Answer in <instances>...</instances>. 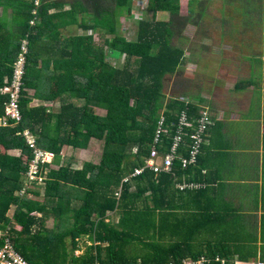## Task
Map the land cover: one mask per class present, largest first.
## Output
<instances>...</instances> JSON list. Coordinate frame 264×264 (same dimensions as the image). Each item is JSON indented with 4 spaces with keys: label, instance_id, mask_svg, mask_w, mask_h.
Here are the masks:
<instances>
[{
    "label": "trees",
    "instance_id": "16d2710c",
    "mask_svg": "<svg viewBox=\"0 0 264 264\" xmlns=\"http://www.w3.org/2000/svg\"><path fill=\"white\" fill-rule=\"evenodd\" d=\"M135 1L87 0L92 7L88 15L91 24L85 21L81 30L100 33L103 41L96 42L94 34L61 40V32L46 25L51 20L45 16L44 0L35 28L30 27V12L20 41L6 47L0 42L1 89L8 85L5 78L12 77L21 40L31 36L20 101L23 121L19 125L11 121L2 125L8 96L0 93V149L21 151L20 157L0 151V228H11L17 251L30 264H181L203 258L211 260L208 264H221L215 262L217 258L226 264H234L235 259L249 263L256 254L241 252L243 246L239 245L251 238H230L232 245L236 244L232 248L210 230L198 248L195 236L189 233L193 221L191 225L184 222L189 228L187 236L180 234L184 226L179 210L169 202L203 194L176 188L186 173L195 171L202 177L195 169L197 164L184 169L177 161L174 173L147 171L132 177L151 156L163 117L169 133L163 135L164 145L159 147L165 154L173 145L175 125L182 113L187 112L195 122L205 109L202 103H191L186 97L169 98L166 87L169 78L191 59L184 43L190 39L189 27L209 35L203 21L210 17L213 3L189 0V13L184 15L183 0H147L146 9L141 11ZM244 1L223 0L231 11L232 3L239 6ZM203 5L208 6L204 15ZM259 5L263 10L264 0ZM161 14L171 18L159 20ZM121 18L136 22L137 27L124 32ZM54 31L53 39L61 42L53 57L42 60L49 70V75H43V69H37V55L47 34ZM206 48L210 50V46ZM108 52L124 56L123 65L112 63ZM184 83L186 80L178 79L175 88L179 92L186 89L188 95ZM46 85L48 92L44 91ZM34 88L35 96L57 107L31 106L26 90ZM97 109L105 110V115H98ZM49 113L52 121L47 123ZM26 130L35 137L38 148L54 154L53 164H62L58 170L45 165V182L30 187L27 172L34 152L22 135ZM91 140L102 147L99 164L84 162L77 167L72 162L62 163L66 160L62 159L65 146L86 149ZM128 177L132 178L125 181ZM197 230L204 233L203 228ZM84 238L93 243L78 258L75 252Z\"/></svg>",
    "mask_w": 264,
    "mask_h": 264
},
{
    "label": "crops",
    "instance_id": "0c3cea01",
    "mask_svg": "<svg viewBox=\"0 0 264 264\" xmlns=\"http://www.w3.org/2000/svg\"><path fill=\"white\" fill-rule=\"evenodd\" d=\"M34 3L35 0H0V42L2 46L6 47L10 43L16 44L20 41L30 19V12L32 15ZM43 6L47 8L46 18L51 20L46 25L51 30L57 29V32H61V40L71 36L93 34L96 42L104 40L100 33L81 30L85 21L88 25L91 24V17L88 15L92 14V7L87 0H45ZM206 26L209 28L210 32H207L209 35L199 32L197 38L203 50L201 52L203 60L201 63L194 62L193 54L188 53L191 59L170 80L173 79L177 84L178 79H183L186 80L183 85L188 86L194 79L189 80L188 77H195L199 74L197 73L199 70H189V76H184L183 71L187 69L188 64H196L198 68L203 69L205 76L211 74L214 78L218 73L217 76L227 79V84L219 83L214 78L207 82L208 85L202 83L201 86H205L203 94H199L201 91L191 90L188 86L187 89L191 90L188 95H186V89L179 92L172 87L181 95L180 97H186V100L191 103H202L205 108L210 109L215 117V125L207 136L204 150L195 168L201 171L202 177L199 178L193 171L191 174H184L176 184L177 189L178 183L183 181L204 185V190L181 191L203 194L182 196L181 199L175 200L172 198L169 204L172 208L179 210L182 218H186L182 221L188 222V225H191L193 221L192 229L203 228L204 235L211 230L213 235H223L232 244L234 243L230 240L232 237L257 238L256 244L264 246V243H260L261 238H264V20L254 32L252 31L253 25L247 24L243 27L244 37L239 42H246V51H240L241 49L238 50L229 45L234 41L231 34L235 33L228 30L229 35L226 36V30L220 31L219 22L208 20L204 27ZM56 31L49 32L42 43L45 46L40 45L39 48L37 57L40 59V65L37 69H43V75H49V70L43 67L42 60L53 57L54 50L61 42L53 39ZM224 37H226L225 41ZM223 43L229 47L227 50ZM208 45L210 50L206 48ZM221 50H225V55L220 57L222 60L217 58ZM256 60L258 63L261 62L259 63L261 67L260 72L255 75ZM240 79L245 81L241 87L239 86L241 81H238ZM9 81L5 78V83ZM28 91L32 92V95ZM44 91H49L47 85ZM26 92L32 98L31 106L43 104L50 109L57 107L56 103L42 101L35 96V88L26 90ZM0 93L3 94L1 89ZM174 97L178 96L174 95ZM102 111L105 112V110ZM51 115L49 113L46 116L47 123L52 121ZM93 143L97 142L91 140L86 149H73L65 146L62 150V159L66 160L62 163L72 162L74 166L82 167L84 162H93L85 160L81 163L76 155L78 151L89 150ZM69 149L74 150L73 154L66 153ZM0 151L16 157L21 156L20 150H6L1 147ZM101 153L103 154L102 151ZM61 166L62 164H52L50 168L58 170ZM197 214L200 216H196ZM255 256L260 258L257 262L264 261L261 260L264 255L260 250ZM235 260L238 261V259Z\"/></svg>",
    "mask_w": 264,
    "mask_h": 264
},
{
    "label": "built area",
    "instance_id": "2783aa9c",
    "mask_svg": "<svg viewBox=\"0 0 264 264\" xmlns=\"http://www.w3.org/2000/svg\"><path fill=\"white\" fill-rule=\"evenodd\" d=\"M44 0H35L34 10L32 11V20L30 27L33 29L39 19L38 9ZM30 36L26 35L20 43V49L16 61L12 78L8 85L2 89V93L8 96V100L4 108L3 126H8L9 121L14 125H19L23 121L20 101L24 87V77L26 74L27 61L30 53ZM166 118H162L159 123L158 132L156 135L155 145L151 151V156L147 159L146 164L141 168L136 169L132 177L143 175L147 171H153L156 174L174 173L176 162L179 161L184 169L198 164L202 154L207 136L215 125V119L208 108H205L197 121H191L187 112H183L179 122L175 125L176 131L173 136V145L168 153H162L159 146L164 145L163 135L168 134L166 128ZM27 144L34 152L27 172L29 187L33 183L43 184L46 180L45 165L51 166L54 160V154L44 151L37 147L35 137L28 131L22 134ZM189 141V142H188ZM184 148H187V155L184 154ZM43 170L44 173L43 174ZM132 177H128L125 181H129ZM178 189L186 192H195L204 190V185L190 184L183 181L178 183ZM25 194V190L21 192V196ZM119 195V194H118ZM11 228H0V264H30L25 257L19 253L14 245L13 237L10 233ZM211 260L203 258L199 262L186 260L181 264H208ZM216 263L226 264V260L217 258ZM174 264V263H171ZM234 264H264V261L242 263L237 260Z\"/></svg>",
    "mask_w": 264,
    "mask_h": 264
},
{
    "label": "rangeland",
    "instance_id": "374dc122",
    "mask_svg": "<svg viewBox=\"0 0 264 264\" xmlns=\"http://www.w3.org/2000/svg\"><path fill=\"white\" fill-rule=\"evenodd\" d=\"M212 1H213V3L211 6L209 18L213 19V20H215V19L219 20V19L223 18L219 22V24L221 25L220 31L224 32L226 30L225 31L226 36L229 35L228 30H230V32L233 31L235 33V34H231V38H233L234 41L232 43H229V45L232 47H235L238 50L241 49L240 51H246V46H247L246 42H239V41H241L242 38L244 37L243 27H245L247 24L253 25L252 26L253 32L255 30H258V27L261 26V22L264 20V9L262 10L261 7H259L260 6L259 5L260 0H245L244 3L242 5H239V6L233 5V3H232L231 4L232 11L230 10L231 7L229 8V4L224 3L223 0H212ZM135 4L138 5L140 11L145 10L146 6H147V0H136ZM199 6H200V4L198 3L196 6L197 13L200 10ZM207 7L208 6L203 5L202 12L204 9H207ZM258 8H259V10H257ZM140 11H139V14H140ZM188 13H189V0H183V14L187 15ZM205 13H206V11L204 10L203 15ZM170 18H171L170 14H161L159 16V20H164V21L169 20ZM209 18L207 17V19L204 21H206V23H208ZM204 21H203V25H206V23ZM120 23H121V26H122L124 32L130 30L133 27L134 28L137 27L136 22L133 23V21H132L131 23H133V24H131V23H129V21L127 19L124 20V18L120 20ZM197 31H198L197 27L190 26L189 30L187 31V33L190 35V39L189 40L185 39L184 43H185L186 47L189 49V51H188L189 54H193V51H194L195 54H193V57H192L193 61L194 62L199 61L201 63V60H202L201 52L203 50H201L200 42L197 41L198 34H199V33H197ZM214 35H216V34L214 33ZM225 39H226V37H224V41H225ZM102 41H103V39H102ZM224 44L225 43H223V46L227 50L229 47L225 46ZM253 51L256 52L255 49H253ZM214 52H216V51H214ZM108 55H109V57H110L109 59L111 60L112 63H114L118 67H121L123 65L124 60H125L124 56H122L121 54L110 53V52H108ZM223 55H225V50H221V52H218L217 58L222 60L220 57ZM194 57H196V58H194ZM259 63L261 64L260 61H259ZM259 63L257 60L254 63L255 75L260 72L261 66L259 65ZM186 68L187 69H185L183 71L184 76H189V74H188L189 70H194V71L196 69L199 70L197 72L199 74H196L195 77H188L189 80H190V78H194L191 80V83H189L188 86L193 91H196V92L201 91V93H199V94H203L202 91H203V88L205 87V86H201L202 83L203 84L205 83V85H208L207 82L211 81V79L215 78V80L217 82H219V83L224 82L227 84V79H225L221 76H217L218 73L216 74V76L214 78L212 77L211 74L209 76L208 75L205 76L203 69L198 68V66L196 64H192V65L188 64V66H186ZM185 78H187V77H185ZM255 78H259V77L255 76ZM238 81H242V79H240ZM209 83L211 84L212 82H209ZM175 84H176V81H173V79L171 81L169 78V80L167 82V87H166V93L169 96V98H170V96H174V95H176L178 97L181 96L180 94H178V92L176 90H174ZM5 87L1 88V90L4 89ZM172 87H174V89ZM171 89H173V90H171ZM191 90L189 89L188 91H191ZM29 93L32 95V92H29ZM30 94H29V96H30ZM96 113L100 116L105 115V112L102 110L101 111L96 110ZM88 146H89V144H88ZM68 151L69 152H66V153H68V155H69V154H73L72 151H74V150L69 149ZM101 151H102V147H101L100 143L97 142V143H93L92 147L89 148V150L80 151V152L78 151V153H76V155H77V157L81 163H83V161H85V160L100 163L101 159H102ZM11 153H13V152H11ZM73 156H75V155H73ZM12 214H13V210L10 212V215H12ZM198 215L199 214H197L196 216H198ZM180 218L182 220L183 219L186 220V218H182V217H180ZM181 223L184 226V231H183V233H180V234L183 235V238H185L187 236V232H189V228L185 225L184 221H182ZM192 230L193 231H191L189 233H190V235L195 236L193 238V241H195L197 243L196 245H197V247L199 246L198 248H202V244L204 243V238L206 236L204 235L203 232H200L199 230H197V228L192 229ZM217 237L219 240L226 242L232 248L236 245V244L232 245V243L223 235H217L216 234L215 238H217ZM240 237L241 238H247V237H242V236H240ZM243 240H246V242L239 245V246H243V248L241 249L242 250L241 252L244 253V251H245V253H250L253 256V255L258 253V250H260V252L261 253L263 252V255H264V246L263 245L258 246L256 244L257 238H251V241H249L248 239H243ZM263 241H264V238H261L260 243H264ZM92 243H93V241H91L90 238H84L80 243V249L76 250L75 255L78 258L82 257L84 255V251L86 250L87 246L92 245ZM258 259H260V258L253 256L249 262L255 263L258 261ZM261 260H264V257Z\"/></svg>",
    "mask_w": 264,
    "mask_h": 264
}]
</instances>
